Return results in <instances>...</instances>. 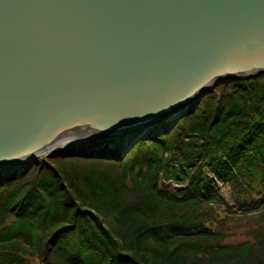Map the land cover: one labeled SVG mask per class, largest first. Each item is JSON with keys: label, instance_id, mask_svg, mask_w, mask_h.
I'll return each instance as SVG.
<instances>
[{"label": "trees", "instance_id": "trees-1", "mask_svg": "<svg viewBox=\"0 0 264 264\" xmlns=\"http://www.w3.org/2000/svg\"><path fill=\"white\" fill-rule=\"evenodd\" d=\"M105 140L0 182V264H264V74L218 84L122 159Z\"/></svg>", "mask_w": 264, "mask_h": 264}, {"label": "water", "instance_id": "water-1", "mask_svg": "<svg viewBox=\"0 0 264 264\" xmlns=\"http://www.w3.org/2000/svg\"><path fill=\"white\" fill-rule=\"evenodd\" d=\"M260 74L264 0H0V164L131 131L122 159L211 86Z\"/></svg>", "mask_w": 264, "mask_h": 264}, {"label": "bare ground", "instance_id": "bare-ground-1", "mask_svg": "<svg viewBox=\"0 0 264 264\" xmlns=\"http://www.w3.org/2000/svg\"><path fill=\"white\" fill-rule=\"evenodd\" d=\"M196 99H197V96H194L190 101L192 103H194L196 101ZM186 104L189 105V103L186 102L183 105H181L180 107H178L177 109H175L174 111H172V112L158 118L157 120L151 122L149 124L150 129L159 128L160 126L169 124L171 121H173L174 117H176L175 116L176 113L180 112L185 107ZM130 133H131V131L126 132V133H117V134L107 133V134H103V135H95V134L81 135L78 138H73L72 140L69 139V140H66L62 143H57V144L53 145L52 147L40 152L39 154L27 156V157H24L22 159L14 160V161L9 162V163H2V164H0V175L3 176V175L8 174L10 171H15L14 167L19 166V165H24L25 163L29 162L32 159V157L37 158L39 156L46 155L50 151H54V150L58 149L62 145L79 144L83 141L96 139V138H105V137H108V138L113 137V138L118 139V141H120V143H123L130 136Z\"/></svg>", "mask_w": 264, "mask_h": 264}, {"label": "rangeland", "instance_id": "rangeland-1", "mask_svg": "<svg viewBox=\"0 0 264 264\" xmlns=\"http://www.w3.org/2000/svg\"><path fill=\"white\" fill-rule=\"evenodd\" d=\"M219 84H221V83H219ZM218 85V84H217ZM217 85H213V86H211L210 87V90H212V89H214V88H216V86ZM210 92V91H209ZM208 92V93H209ZM197 101H195L193 104H195ZM199 104V103H198ZM192 107H194V105H192V106H190L187 110H185L186 112H188ZM185 112V113H186ZM185 113H183V114H185ZM173 121H174V119H173ZM173 121H171L169 124H166V125H163V126H160L159 128H168V127H170L171 125H172V123H173ZM158 128H155L154 129V131L155 130H157ZM170 128H168V130H169ZM155 132H151V133H149V135H159V134H154ZM105 139V138H104ZM99 140V139H98ZM107 140H109V142L108 143H110V146H112L113 148H117L119 151H120V153H121V150L119 149L120 148V141H118V139H115V142L113 141V138H107L105 141H107ZM93 142V139H92V141H86V142H84V143H81V144H87V143H92ZM77 145H80V144H77ZM74 145H72V146H68V147H73ZM62 149V148H61ZM39 158H41V156H39V157H37V158H35V160L33 161V162H31V161H29V162H27V163H25L24 165H19V166H16V167H14V169H15V171H10L8 174H6V175H4V176H2V175H0V182H3V181H5L7 178H9V177H11V176H18V175H22L21 177H23L24 175H25V173L30 169V167H31V165L37 160V159H39ZM20 177V178H21ZM18 178V177H17ZM218 184V188L221 190V194L229 201V202H231L230 201V197H229V195H228V193H227V191L225 190V187L223 186V185H221L220 183H217ZM166 185H170L171 186V188L172 189H175L176 187H177V189L178 188H181L182 187V185H177V184H175V183H173V182H171V181H168V182H166ZM244 225L241 223L240 224V226H238L239 228H237V233L235 234V235H233V236H231L230 238H229V240L230 241H238V240H243L246 236H245V232H244V230H245V228L243 227Z\"/></svg>", "mask_w": 264, "mask_h": 264}]
</instances>
